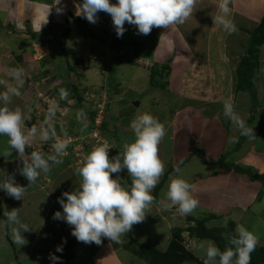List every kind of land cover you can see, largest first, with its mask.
Instances as JSON below:
<instances>
[{
  "label": "rangeland",
  "instance_id": "rangeland-1",
  "mask_svg": "<svg viewBox=\"0 0 264 264\" xmlns=\"http://www.w3.org/2000/svg\"><path fill=\"white\" fill-rule=\"evenodd\" d=\"M18 1L0 0V10L5 14L0 16V50L4 51V54L0 55L3 57L6 56L5 52L8 55L20 44V41L14 38L22 34L23 30L14 28L13 21L10 20V15L14 16L13 14L17 13ZM86 1L91 7L106 6L108 10L92 13L86 8L89 6L82 5ZM116 2V0H112L111 3L106 0H76L75 4L86 14L79 15V18L84 17L86 22V25L82 24L79 32L84 34L80 35L83 39L80 38L76 42H71L70 39L69 45L66 46V43H63L64 45L58 43L62 46L57 49L58 51L56 50L58 53L54 57L58 56L60 62L64 61V55L59 56V52L61 50L64 52L65 49L69 66L72 67L76 60H82L83 68L79 67L78 74L68 72L65 79L56 83L55 96L52 95V100H49L51 106L48 110L46 108V114L43 117L47 121L45 120L46 123L42 121L44 125L38 126V129H41L42 135L44 132L42 130L47 127V124L50 127L53 126L52 116L58 107L57 100L68 109V112H65V115L68 114V119H74L78 125L72 129V135L64 133L61 136V146L65 148L61 154L64 158L62 161L44 155L48 153L51 146L55 148L52 153L59 154V150L56 151L57 142L54 145V142L58 140L56 137L53 136L52 140L50 139V144L47 141H41V144L31 145L33 147L43 145L44 149L49 147L47 152L45 150L40 154L43 157L34 158L33 156L34 160L30 159L31 162H29L39 167L43 166L42 182L47 183V178L50 181L47 183L49 186L37 184L41 188H37L36 192L46 194L40 193L37 197L44 196L42 201L47 203L45 207L55 208L54 220L63 221L62 224L65 226L62 236L52 235L42 242L46 248L45 252L34 247L35 255L38 256L43 252L46 258H49L46 259L49 264H94V260L90 262L95 254L94 248L100 249L102 246L104 250L99 255L100 259H97L100 261L99 264H144L142 254L136 247L139 245L158 255L161 260L172 259L170 264H244L240 262V259L264 256V251L257 252L259 247L264 248V238L262 239L264 214H261L264 213V193L258 196V198L263 197L260 200V206L255 207L254 201L247 209L240 210L235 203L243 197L244 190L242 187L239 191L237 190L241 181L235 180L237 176L233 171H226L217 165H209V163H215L211 160L204 165L203 162L200 163L199 155H196L197 159L194 158L186 165L178 167L183 160L177 159L179 156L175 149L176 142L190 141L196 144H201V140L210 142V138L220 133L219 131L208 133L207 129L210 127L213 130L222 127L229 133L230 138L234 137L231 135H237L233 139V144L236 142H239V146L244 143L249 144V149L254 148L257 151L262 147V143L259 142L262 137L260 138L257 132L261 131L264 124V89L257 87L256 79L262 78L264 82L262 77L264 64L260 66L255 74L257 77L253 79L257 99L252 98L249 92L235 93L236 85L234 88L237 81L236 69L243 55L248 51L249 38L239 33L237 27L240 24L237 19L232 15L229 17L230 13L228 14L223 7L213 9L211 14L213 18L215 17L214 22L206 26L201 25L197 15L203 13L204 8L200 6H196L198 12L194 9L190 13L193 21L180 18L181 16L178 20L176 19L180 27L179 32L182 36L184 34L188 44L182 39L180 41L175 39L178 32L176 22L173 21L172 26L169 25L170 28H165L162 33H159L161 24L157 22V24L154 22L149 24L143 18L138 20L141 16L134 12L128 20L130 24L126 26L127 32H130L133 38L124 41L123 34L120 35L122 38L116 43H118L117 51L121 55L115 60L117 53L112 52L114 51L112 49L110 54L108 48H112L111 43L114 40L111 37L114 35V28L110 20L114 6H117ZM52 6H55L54 3ZM5 10L11 13L8 14L9 12ZM80 19L79 21L83 22ZM22 25L19 21L18 27ZM157 25L158 28L153 30ZM88 29L89 32H87ZM157 31L159 37L155 39ZM165 32L166 36L163 38ZM88 34L90 36L86 37ZM129 37L130 35L127 36ZM86 38H94L96 43ZM141 38L145 43L156 41L153 52L147 50L145 46L144 49L141 47L140 52L146 50L147 56L137 53L140 47L136 44L142 41ZM201 40L207 43L205 50L202 49L204 52L201 53L205 54L200 58L192 59L193 55L188 52V49L192 50L194 45L200 46L198 44ZM9 55L12 56V54ZM3 57L1 60L7 63L9 60ZM258 58L260 62L261 59L264 60L263 45L259 48ZM70 59L74 62L72 63ZM163 64H168L170 70L166 72V75L158 78L159 81L155 87H152L148 81L149 74L154 69L158 71ZM22 69L24 68L20 67V70ZM109 69H112L110 74ZM83 73L90 78L87 83H84V87L80 82ZM65 85L77 87L80 100L73 101L72 93L68 88L62 96L63 91L59 89ZM247 96L251 98L252 107L258 108L257 118L253 123L251 122V127L245 130L243 125L248 113L240 114L237 111L247 110L244 101L247 100ZM54 98L57 99L53 101ZM122 101L129 105H125ZM256 101L259 102L256 104L254 103ZM138 102L139 106H136ZM73 103L77 108L70 111ZM78 110L81 114L79 113L75 119L74 114ZM60 112L63 114L64 110ZM130 114H132L131 118H126ZM128 119H131L129 123L133 124L132 129L129 128L130 131L128 124L125 123ZM148 120L149 122L146 123ZM64 122L68 123V121ZM208 122L210 123L206 127ZM103 127L106 129L105 134L101 130ZM141 128L143 131L147 129L150 132L146 138L143 137L142 141L138 139L143 135L140 134ZM63 138H65L64 142ZM147 139H149L148 143ZM246 139L249 142H246ZM100 143L105 151L108 150L110 159L116 162L107 163L109 167L106 172L98 171L100 164L92 163L88 166L91 155L96 154L95 150L99 148ZM85 145L89 146L88 155L83 152ZM128 151L131 153L130 158L125 156ZM232 152L233 154L227 155V159H234L237 148ZM175 155L176 159H174ZM200 164L204 168L205 166L210 168L209 174L205 173L206 169ZM246 164L239 163L241 166ZM248 165L252 168L253 175L264 176V172H255L251 166L252 163ZM76 167H80L79 171ZM169 168L172 171L167 176L163 188L159 190L157 200H151L154 187L164 178ZM123 169L125 171L120 176V171L123 172ZM57 180L67 188L77 186L80 189L77 193L81 195L77 194L78 196L57 201L59 191H54V186L58 184ZM66 180H72V182L68 183ZM130 182L133 184L132 196L145 198L149 200L148 204L134 210L118 212L106 221H96L97 223L93 224L95 221L92 218H97L112 204L122 202L126 198ZM254 182L259 183L258 180ZM37 185L30 187H37ZM203 185L205 187H201ZM31 190L35 191L34 188ZM66 193L74 192L66 190ZM228 197H232L235 201L231 204V208L226 203ZM249 197L251 198L250 195ZM36 198L31 199L33 204L36 203ZM251 208L252 212L258 211L254 214L259 224L251 221ZM245 213L246 216L249 215L248 218L245 217ZM22 216L23 214H20L17 218ZM190 217L203 221V226L211 235L220 236L223 253L235 256V259L229 263L219 258L216 244L210 239L199 236L195 226L187 222ZM27 223L19 226L26 229L28 225H31L29 220ZM90 227L92 228L89 231ZM32 229V227L28 229L30 234ZM29 241L30 239H25L24 243ZM69 242L74 243L76 252L74 259L67 262L66 257L71 249ZM17 248L19 249V246ZM110 253L116 254L115 257L119 263H116L114 256Z\"/></svg>",
  "mask_w": 264,
  "mask_h": 264
},
{
  "label": "crops",
  "instance_id": "crops-1",
  "mask_svg": "<svg viewBox=\"0 0 264 264\" xmlns=\"http://www.w3.org/2000/svg\"><path fill=\"white\" fill-rule=\"evenodd\" d=\"M75 1L76 0H19L17 2L18 7L15 6L17 7V13L13 14L14 16L10 15V20L13 21L12 23L15 26L14 28H21L23 30L22 34L14 38L16 41L19 40L20 44L16 46L15 50L9 53L12 54V56L9 54L7 55L5 52V57L9 60L7 63H4L1 60L3 57L1 55L4 54V51L0 50V264H49V262L46 261V259L48 260L49 258H46V255L43 253L46 251V248L42 242L48 240L52 235L57 237L62 236L65 229V226L62 224L63 221L59 222L54 220L53 211L55 208L52 209L48 206L45 207V204L47 203L42 201V198H44L42 195L46 194L43 192H36L37 188H41V186L39 187L37 184L49 186L47 183H49L50 179L47 178V183L44 181L42 182L44 173L41 172V169H43V166L40 165L39 167L38 165L30 163V150L31 147H33L31 146L32 144L38 145L41 144V141H47V143H49L53 136L58 139L57 143L60 142L61 144V141L59 140L61 139V136H63L64 133L67 135H72V129L78 125L77 122H73L72 126H70L71 123L69 119V129L64 128L67 125L65 122H62V127L58 126V128L54 125L50 127L47 124V127H44V130H42L44 132L41 135V129H38V126L42 127L41 125H44L41 123L42 121L46 123V119L43 117L46 114V108L49 109V107H47L37 96L39 93L46 94L51 97L54 95V89L57 88L55 86L56 83H60L62 81V77L58 76L61 74H57L59 71L63 69L66 70L67 72L65 71V75L68 72L72 74H78L79 67L81 69L83 68L82 63L84 62H82V60H76L74 62L70 59L72 63L74 62L72 64L74 69H70L71 66H69V59L65 49L64 52H62V50L59 52V56L64 55V61L60 62L58 56L54 57L55 54L58 53L56 50L62 46L58 45V43L61 42L62 34L67 28L70 30V32L64 41V43H66L65 46L69 45L70 39L71 42H76L82 38L80 35H84L79 33L80 29L77 27L75 19L79 18V15L86 14L80 10L78 5L75 4ZM86 2V4H82L84 7L90 5L88 4V1ZM106 2L111 3L112 0H106ZM53 3L55 5L54 7L52 6ZM115 5L117 6H114L115 8L113 9L114 11L112 13V19L110 20L111 26L114 28V35L111 37L115 39V35L120 33L119 35L123 34L124 41L133 38L131 37V33L127 32V27H121L126 26L127 23V25L130 24L128 20L130 17H132L134 12H136L138 16H142V18L149 24H152V22L155 24H161L159 27L161 32L159 33H162L165 28H170L169 25H171L173 21L174 23L176 22L177 24L175 26L178 32L176 36L177 38L175 39L179 41L182 39L187 44L188 42L184 39V34L182 36L179 32L180 27L177 20L181 16L180 18L193 21L190 13H192L194 9L196 12L199 11L196 9V6L204 8L203 13H199L197 15L201 20V25L205 26L214 22L215 17L213 18L211 14L213 13V9H217L218 7L225 8V11L228 12V14L230 13L229 17L232 15L237 19L238 24H240L237 27L238 31L239 33H243L245 38H249V44L250 36L247 31L255 29L258 26L261 17L264 15V0H124L123 6H119L118 4ZM102 7L105 8V10L102 11L108 10L106 6H101L98 8ZM86 8H88V10L92 13L101 11L92 10L97 7L89 6ZM1 11L2 10H0V16H5L4 12ZM5 11L9 12L7 10ZM10 13L11 12L8 14ZM81 18L82 19L79 18L81 21H85L84 17L81 16ZM19 21L21 24H23L20 27H18ZM157 28L158 25L154 27L153 30H156ZM90 30L94 32L92 29ZM205 30V27H203V31ZM166 32L164 33L163 38H165ZM148 33L149 32H147V34ZM159 33L157 31V35ZM128 35H130L129 38H127ZM157 35H155V39L159 37V35ZM89 36L90 34L86 35V37ZM121 38L122 36H120V40ZM88 40L90 42L96 43V39L94 38ZM141 40L143 41L142 38ZM155 42L148 43L147 41L145 43V48L147 50L149 49L150 52H153V49L156 45ZM205 44H207L206 41L201 40L200 44H198L200 46H192V48L194 50L197 49V51L188 49V52L193 55L192 59H195V57L200 58L201 55L205 54H201L205 50ZM112 49L114 50L112 52L119 53L117 51V46H112V48H108V52H110V54ZM5 57L3 58L5 59ZM9 57H11V59ZM257 64L258 66L256 72H258L260 66H263L264 60L261 59L260 62V58H258ZM20 67H23L24 69L20 70ZM262 77H264V75H262ZM88 80H90V78L83 73V78H80L82 87H84V83H87ZM262 80V78L256 79L258 82L257 87L260 86L262 89H264V82ZM235 85L236 83L234 84V88ZM75 86L77 85L75 84ZM246 98L247 100L244 101L246 103L245 109L247 110L237 111L240 114L248 113V116L245 118V124L243 125L245 130L247 127L249 128V126L252 125L251 122L253 123L257 118L256 114L254 120L250 122V117L252 116V113L250 112L251 99L248 96ZM122 103H125V101H122ZM206 104L208 103L206 102ZM247 104L250 107H247ZM125 105L128 104L125 103ZM74 109H70V111H73ZM66 110L68 109L66 108L65 112ZM79 113L81 114V111L78 110V112L74 114L75 119L79 116ZM126 118H131V114ZM261 118H263L262 115ZM130 120L131 119L125 121V123L128 124L129 131V128L132 129L133 126L132 123H129ZM148 122L149 120L146 121V123ZM209 123L210 122L206 124V127L209 125ZM214 131H219L220 133L210 138V142H204V140H201V144L191 143L190 141L182 143L176 142L177 148L175 149L178 151V156L180 157H177V159L183 160L181 162L182 165L180 163L178 167L186 165L188 161H191L194 158L197 159L198 156L196 155H199L198 159L200 163H207L209 160L216 162L219 158L225 155L223 158L225 159L224 162L226 163L238 165L239 163H247L246 166L242 167L248 169L253 174L252 168H250V165H248V163H252L251 166L255 172H264V124L261 127V131L257 132L260 134V138L262 137L259 141L262 143V147L259 148V151L254 150V148L249 149V144L245 145L244 143L241 144V146H239V142L233 144V139L236 138L237 135H231L234 136L231 137V140V138L228 136L229 133L223 130L222 127H217L215 130H213L212 127L207 129L208 133ZM140 134L143 135L138 139L142 141L143 137L146 138L148 136L147 134H150V132L147 129L146 131H143L141 128ZM148 140L149 139H147V143ZM229 141L232 142L230 143ZM246 142L249 141L246 139ZM235 148H237V152L233 157L234 159H227V155L233 154L232 151H234ZM126 153L128 154V158H130L131 153L129 151ZM91 156L92 158H89L90 161L88 162V166H90L92 163H97V165L100 164V166H98V171L106 172L109 167L107 163H116L113 159H110L108 152H100ZM175 157L176 155L174 156V159H176ZM200 166L203 167L201 164ZM76 169L79 171L80 167H76ZM204 169H206L205 173L209 174L210 168L205 166ZM234 174L237 176L235 180L241 181V185H239L237 190L239 191L241 187L244 190L242 193L244 194L243 197L239 198V200H237L235 203V205L237 204L239 206L238 209L245 210L250 206V204L252 205L254 201V203H256L255 207L260 206V200L264 197V194L262 198H258V196H262L261 193H264V183L259 181V183L256 184L257 182L255 183L254 181H251L244 174ZM66 182L70 183L72 180H66ZM57 183L58 184L54 186V191H59L58 196L56 197L57 201L61 199L64 200L67 197L78 196L77 194H80L77 193L80 191L77 186L75 188L70 186V188H67L65 185L61 184L59 180H57ZM34 184H36L37 187H30ZM236 184H238V182ZM201 187H205V185ZM33 188L35 191L31 190ZM87 189H89V187H87ZM66 190L73 191L74 193H66ZM29 193L32 194L30 195ZM40 193H42V195L37 197ZM28 195H30V197ZM232 196H234V194ZM35 198L36 203L33 204L31 199L35 200ZM234 202L235 201L232 199V197H228L226 201L229 208H231L230 206H232L231 204ZM256 212L258 211L255 210L252 212V208L250 209V219L252 222L259 224V220L255 218L254 213ZM20 214H23V216L21 218H17ZM244 215L246 218L249 216H246V213ZM27 220H29V223L33 225L27 226L28 229L30 227L33 228L31 230V234L27 228L23 229L21 226H19L22 223H27ZM76 221L77 220H75V222ZM263 238L264 232L262 235V239ZM25 239H30V241L24 243ZM18 246L19 249L17 248ZM34 247H38L43 252L36 256L33 250ZM94 250L95 254L90 259V262H93L92 260H94V264H99L100 261H97V259L99 258L101 252H103L104 247L100 246V249L94 248ZM110 254L114 256L116 263H119L115 257L116 254Z\"/></svg>",
  "mask_w": 264,
  "mask_h": 264
},
{
  "label": "trees",
  "instance_id": "trees-1",
  "mask_svg": "<svg viewBox=\"0 0 264 264\" xmlns=\"http://www.w3.org/2000/svg\"><path fill=\"white\" fill-rule=\"evenodd\" d=\"M92 10H94V11L101 10L102 11V10H105V8L104 7L95 8ZM75 21L77 24H83V25L86 24L85 22H80L79 19H75ZM68 32L69 31L66 30L63 33L62 45H63V43L67 37ZM87 32H89V29L87 30ZM247 33L250 36V44L248 47V51L246 52L245 55H243L242 59L240 60V64H239L238 68L236 69V73H237L236 90L237 91H244L247 93L249 92L252 95V98L257 99V92H256V89L254 87L253 78L256 76L255 74H256V69H257V60H258V56H259V48L264 44V15L261 17L258 26L251 31H247ZM118 41H120V35L119 34L115 35V39L111 43V46H118V43H116ZM133 45H135V44H133ZM136 45L138 47H140L138 49V52H137L138 55H140V54L146 55L147 54L146 50L145 51L143 50L144 52L143 51L140 52L141 47H143V49H144V46L146 45L145 42H141V43L136 44ZM129 63H130V61H129ZM168 64L160 65V69L158 71L156 69H154L150 72L148 81L152 87H155V85L159 81L158 78H161L163 75H166V72L167 73L169 72L170 69H169ZM162 66H163L164 70L162 69ZM70 69L73 70L74 68L70 67ZM65 71L66 70H64V69L59 71L57 74H61V75H58V76L62 77V79H65V77L67 76V74L65 75ZM109 76L110 75H108V77ZM67 88L72 93L71 97H72L73 101L74 100H80V98H79L80 96L78 95L77 88L74 85H70V87H67V85H65L64 87H61V89H59V90L63 91V93H61L62 96H64V94L66 93ZM257 102H259V101H256L254 103L257 104ZM56 104L58 105V107H57V110H54V112H53L52 122H53V125L58 128V126L62 127V124H61L62 122L68 121V114L67 115L62 114L59 111V110L65 111V109H66V107L62 105L61 101L59 102L57 100ZM75 107H76L75 103H73L70 106L71 110L74 109ZM257 108L258 107H254V106L252 107V101H251L250 112L252 113V110H253V113L251 114L252 116L250 117L251 118L250 122L252 120H254ZM66 111H68V110H66ZM73 122L76 123V121H74V119L70 120V123H71L70 126H72ZM91 122L92 121H90V123ZM70 126L67 123L66 127H64V128L69 129ZM101 130L105 131L106 129H105V127H103ZM88 148H89V146H86V145L83 146V152L86 155H88V152H89ZM224 161H225V159L223 157H221L215 163H213V164L209 163V165H217V166L224 168L226 170L233 171L234 173H237L239 175L244 174L251 181L258 180V181L264 183V176H255L248 169L242 167L241 165L230 164V163H226ZM206 164L207 163H204V165H206ZM171 171H172L171 169L168 170V172L165 173L164 178L154 187L151 200H153V201L157 200L158 192H159V190H161L163 188L165 180ZM132 186H133V184L130 182L129 192H128L126 198L122 202L112 204L107 210L103 211L102 213H100L98 215L97 218L92 219V220L95 221V223H97L98 220L99 221H101V220L106 221L109 218H111L112 215H114L118 212L128 210V209L134 210V209H137L138 207H142V206L147 205L149 200H147L145 198H137V197L132 196ZM187 222L188 223H194V226H195L194 228L199 231V236L201 238L210 239L216 244L217 252L219 254V258H222V260L228 261L229 263L235 259V256H231V255H228L226 253H223V246H222V243L220 241V236L215 237V236L211 235L210 233H208V231H206L205 227L203 226V221H198L195 218L190 217V218H188ZM92 227L88 228V230L90 231ZM229 237H231V236H229ZM232 237H233V234H232ZM69 246L71 249H70V251L66 257L67 262L75 257L74 243L69 242ZM136 247H137V250L142 254L141 258L143 259V261H145L146 264H170L171 263L172 259L166 258L165 260H161L158 255H155L154 253H152L148 249H146L142 246H139V245H137ZM262 251H264V248H261V247H259L257 250V252H259V253H261ZM256 257L257 258H253V259H245V260L240 259V262L244 263V264H264V256L259 255ZM173 262H175V261H173ZM176 263H178V262H176Z\"/></svg>",
  "mask_w": 264,
  "mask_h": 264
},
{
  "label": "clouds",
  "instance_id": "clouds-1",
  "mask_svg": "<svg viewBox=\"0 0 264 264\" xmlns=\"http://www.w3.org/2000/svg\"><path fill=\"white\" fill-rule=\"evenodd\" d=\"M116 1H117V4H118L119 0H116ZM123 4H124V0H123V3H122L121 6H123ZM119 6H120V5H119ZM77 19H79V18H77ZM138 20H143V19H142V16H141V18L138 19ZM75 22H76V21H75ZM83 22H85V21H83ZM85 23H86V22H85ZM127 24H128V23H127ZM127 24H126V26H127ZM76 25H77V27H78L79 29H80L81 26H82V24H77V23H76ZM85 25H86V24H85ZM126 26H122L121 28H125ZM67 29H68V28H67ZM67 29H66V30H67ZM66 30H65V31H66ZM68 31H69V30H68ZM68 33H69V32H68ZM67 35H68V34H67ZM146 35H147V34H146ZM62 36H63V34H62ZM112 42H113V41H112ZM141 42H144V41H141ZM141 42H140V43H141ZM60 43H62V39H61V42H60ZM115 53H116V52H115ZM120 55H121L120 53H117L116 56H115V60H116ZM109 63H110V62H109ZM111 70H112V69H109V74H110ZM109 74H108V75H109ZM236 82H237V81H236ZM236 92L239 93V92H241V91H237V90H236L235 93H236ZM246 93H247V92H246ZM37 96H38L39 99H41V100L44 102V104H45L47 107H50V106H51V105L49 104V100H52L51 98H53V97H51V96H49V95H46V94H42V93L37 94ZM250 99H251V98H250ZM54 100H56V99H53V101H54ZM128 105H129V104H128ZM137 106H139V102H138V105H137ZM250 106H251V104H250ZM47 110H48V108H47ZM63 114H65V111L63 112ZM129 116H130V115H129ZM131 116H132V114H131ZM102 132H104V131H102ZM90 133H91V132H90ZM90 133H89V134H90ZM100 133H101V132H100ZM87 134H88V133H87ZM104 134H105V132H104ZM106 135H107V134H106ZM127 135H128V134H127ZM125 136H126V135H125ZM125 139H126V138H125ZM59 140H60V139H59ZM60 141H61V140H60ZM62 141L64 142V141H65V138H63ZM56 142H57V141L54 142V145H55ZM68 142H69V141H68ZM49 144H50V142H49ZM56 145H57V147H58V148H56V149H57L56 151L59 150V154H53L52 151H53V149H55V148H54L53 146H51L50 149H49V151H48V153H47V154L44 153V155H47V156H49V157H51V158L53 157L54 159H59V160L62 161V160H64V158H63V156H62L61 154H62V152H63L62 150H64L65 148H62L60 142L57 143ZM96 146H97V145H96ZM81 147H82V146H81ZM48 148H49V147H46V149H44L43 145H41V146H35V147H31V150H30V156H31V159L34 160V159H33V156H35L34 158H37V157H43V156H40V154H41L42 152H44L45 150H46L45 152H47ZM95 151H96V154H97V153H100V152H108V150H106V151L104 150V148L102 147V144H101V143L99 144V148H98V149L96 148ZM123 151H124V149H123ZM47 156H46V157H47ZM125 156L128 157V154L125 153ZM76 161H77V160H76ZM48 162H50V160H48ZM48 162H47V163H48ZM124 171H125V169H124ZM124 171H123V173H124ZM123 173H121V171H120V174H119V175L121 176V175H123ZM190 225H194V223H191Z\"/></svg>",
  "mask_w": 264,
  "mask_h": 264
},
{
  "label": "water",
  "instance_id": "water-1",
  "mask_svg": "<svg viewBox=\"0 0 264 264\" xmlns=\"http://www.w3.org/2000/svg\"><path fill=\"white\" fill-rule=\"evenodd\" d=\"M122 3H123V0H119V2H118V5H122ZM138 105V103H136V106ZM123 171H124V169H123ZM121 173H123V172H121Z\"/></svg>",
  "mask_w": 264,
  "mask_h": 264
},
{
  "label": "bare ground",
  "instance_id": "bare-ground-1",
  "mask_svg": "<svg viewBox=\"0 0 264 264\" xmlns=\"http://www.w3.org/2000/svg\"><path fill=\"white\" fill-rule=\"evenodd\" d=\"M97 124V123H96Z\"/></svg>",
  "mask_w": 264,
  "mask_h": 264
}]
</instances>
